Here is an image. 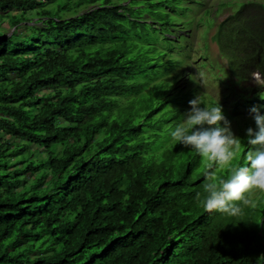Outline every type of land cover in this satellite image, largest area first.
<instances>
[{
  "label": "trees",
  "instance_id": "1",
  "mask_svg": "<svg viewBox=\"0 0 264 264\" xmlns=\"http://www.w3.org/2000/svg\"><path fill=\"white\" fill-rule=\"evenodd\" d=\"M183 1L0 0V264H264V201L206 212V162L171 136ZM204 14L225 54L264 49L259 13Z\"/></svg>",
  "mask_w": 264,
  "mask_h": 264
},
{
  "label": "clouds",
  "instance_id": "2",
  "mask_svg": "<svg viewBox=\"0 0 264 264\" xmlns=\"http://www.w3.org/2000/svg\"><path fill=\"white\" fill-rule=\"evenodd\" d=\"M254 3L261 2L258 0ZM261 4L264 5V3ZM252 11L259 13V17L264 19V11L257 9ZM215 30L216 28L214 33ZM193 31L196 33L195 37H198L199 31L195 29ZM217 45L220 57L225 58L226 63L230 65L228 72L239 70L246 79L251 78L254 87L258 86L262 90L249 95L239 91L240 96L243 95L242 102L240 104L236 100L227 117L223 113L222 106L224 105L222 103L220 105L219 98L213 104L206 105L198 96L194 97L188 101L190 107L184 115L183 124L177 126L171 132V136L183 147L194 150L206 162L202 200L204 210L209 213L216 211L229 217H239L243 214L245 206H254L249 194H264V112H259L255 106L251 108L256 100H263L262 105L264 104V70L260 64V61L264 62V49L262 51L258 49L255 54L258 57L256 59L253 54L248 53L246 45L241 42L233 46L231 55L225 54L218 42ZM237 57H240V60L235 63ZM208 61L212 62V58H208ZM201 63L205 64V62ZM251 67L253 68L250 69ZM244 81V78L238 76L235 80H231L232 83L239 82L240 84ZM196 85L199 86V84ZM229 87L233 91L237 89ZM240 88L244 87L240 86ZM227 95L225 93L223 98ZM242 104L250 108L252 118H239L245 113ZM246 121L254 123L249 127L246 126V131L242 129V132L246 133L247 145L241 150L242 140L236 135L241 131L238 124H244ZM243 151L245 154L241 155ZM238 155H240L238 159L241 163L233 165ZM217 169H224L230 175L227 178L218 177Z\"/></svg>",
  "mask_w": 264,
  "mask_h": 264
},
{
  "label": "rangeland",
  "instance_id": "3",
  "mask_svg": "<svg viewBox=\"0 0 264 264\" xmlns=\"http://www.w3.org/2000/svg\"><path fill=\"white\" fill-rule=\"evenodd\" d=\"M202 1L203 2L197 4L199 0H184L182 5L185 6L187 3L191 2L194 4L193 9L190 8L186 11V13L184 12V14L174 17L178 23H182L181 25H178V27H184V31L186 32L183 31V38H180L179 41H176L175 43L176 46H179L180 53L177 52L179 50L176 48V50L173 52L174 56L172 55L166 58L165 67L170 68V73L163 76L158 81H167L168 83H172L173 79L175 78L174 76H177V81H179L177 84L178 88L176 86H173L170 89L168 88L167 95L171 101L177 102L178 108L182 109L179 117L181 123L184 121V115L190 107L188 101L196 96H198L206 105H210V103L213 104L216 99L219 98L220 105L223 103L224 107H226L227 111L229 112L232 109L231 106L233 102L236 100L238 103L242 102L240 92L244 93L245 95H249L250 93H255L257 90H262V88L258 86L254 87V83H252L251 78L250 80L246 79L240 74L239 70L228 72L229 65L226 63L225 58L219 56L220 53H218L219 49L217 42L215 43L213 38H211L215 27L206 30L205 28H208V26H205L207 18L201 16H204V11L209 9V16L213 19L212 24L217 23L228 16L232 17L234 22H236L238 19L244 20L249 15L253 20L254 12L252 10L256 11L257 9L259 11H264V6L261 4L264 3V0H259L261 3L258 4L254 3L258 2V0ZM222 2L226 3L222 4ZM194 9L197 10L192 13ZM192 26H199L195 28H199L198 37H195L196 33H194V27ZM237 26L240 27L239 24ZM9 30L10 29L8 28V31ZM171 35L175 37L174 34ZM248 49H250V47H248ZM256 52H258V49ZM208 58H212V62H209ZM201 62H205V64H202ZM171 64L173 66L172 68ZM260 64L264 70V62L260 61ZM252 68L253 67L250 69ZM237 76L244 78L245 81L243 84H240L239 82H231V80H235ZM196 84H199V88L196 87ZM229 86L236 87L237 91L231 90ZM240 86H243L244 88H240ZM225 93L228 95L223 98ZM262 102L263 100H256L251 105V108L255 106L259 112H264ZM247 103L249 102L247 101ZM201 107H203V105H201ZM243 107V111L245 113L239 118H252L250 115V108L245 107V105H243ZM236 136L240 137V134ZM249 196H251V200H254V203H257L261 199L264 201L263 193L261 195L258 193H255L254 195L249 194Z\"/></svg>",
  "mask_w": 264,
  "mask_h": 264
},
{
  "label": "bare ground",
  "instance_id": "4",
  "mask_svg": "<svg viewBox=\"0 0 264 264\" xmlns=\"http://www.w3.org/2000/svg\"><path fill=\"white\" fill-rule=\"evenodd\" d=\"M263 45V44H262ZM219 53V52H218ZM220 56V55H219ZM240 60V57H237V59H236V62L235 63H237L238 61ZM228 67H230V65L228 66ZM223 104V103H222ZM250 104H252V102L250 103ZM262 107H264V104L262 105ZM203 197V196H202ZM206 217V216H205ZM226 217V216H225ZM202 220H204V219H202ZM219 221H223V219L222 220H219ZM233 221V220H232ZM216 222V221H215ZM231 222V221H230ZM210 223V222H209ZM217 223V222H216ZM230 224V223H229ZM232 224H234V223H232ZM196 225V224H195ZM200 225V224H199ZM207 226V225H206ZM205 228V227H204ZM30 237V236H29ZM226 237V236H225ZM235 238V237H234ZM220 239V238H219ZM228 239H230V237L228 238ZM264 239V238H263ZM57 241V240H56ZM226 241V240H225ZM224 241V242H225ZM194 244V243H193ZM175 249V248H174ZM216 249V248H215ZM217 252V251H216ZM219 253V252H218ZM222 253V252H221ZM202 256V255H201ZM207 256V255H206ZM175 257V256H174ZM189 257V256H188ZM200 257V256H199ZM212 257V256H211ZM168 259V258H167ZM211 260V259H210ZM215 260V259H214ZM185 261V260H184ZM190 261V260H189ZM212 261V260H211ZM174 262V261H173ZM187 262V261H186ZM219 262V261H218ZM201 263V262H200ZM199 263V264H200ZM169 264V263H168ZM172 264V263H171Z\"/></svg>",
  "mask_w": 264,
  "mask_h": 264
}]
</instances>
